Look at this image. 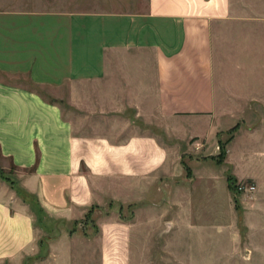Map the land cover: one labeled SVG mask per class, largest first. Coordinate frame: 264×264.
<instances>
[{
	"label": "crops",
	"instance_id": "crops-1",
	"mask_svg": "<svg viewBox=\"0 0 264 264\" xmlns=\"http://www.w3.org/2000/svg\"><path fill=\"white\" fill-rule=\"evenodd\" d=\"M78 1L0 0V166L23 193L0 180V264H180L173 236L198 224L217 236L205 264H264V0ZM147 126L209 153L185 167ZM241 132L246 172L229 163ZM209 162L225 177L199 171ZM227 174L255 188L234 195ZM114 200L130 218L97 212ZM90 209L99 234L83 236ZM155 219L170 237L154 230L146 256L140 225Z\"/></svg>",
	"mask_w": 264,
	"mask_h": 264
},
{
	"label": "rangeland",
	"instance_id": "rangeland-1",
	"mask_svg": "<svg viewBox=\"0 0 264 264\" xmlns=\"http://www.w3.org/2000/svg\"><path fill=\"white\" fill-rule=\"evenodd\" d=\"M68 2H74V1H68ZM144 1L143 0H83V1H78V7L81 10H109V11H125V10H138L141 8L143 5ZM74 7V6H71ZM34 88V87H32ZM39 90V92L42 94H45V96L50 99V95L47 94L45 89H36ZM148 127V126H147ZM152 131L157 134V136L162 139L164 142L167 144H170L175 147L174 149V155L176 157H181L184 166L190 168L191 166H194L195 161H200L201 158L205 157L207 153H209L208 150L202 149L201 147L198 149L196 146L193 144L195 138H189L185 141H181L178 139H175L173 136H168L167 134L163 133L161 130H158V128L153 127H148L147 131ZM196 132L205 134L210 141L211 135H209L207 127L205 125L197 127L195 129ZM246 134L241 132L240 136H238L229 146L230 150V157H229V163L235 164V168L239 172H246L247 169L251 168L250 164H243L241 165L239 161L235 160V155L237 158L239 157L240 153V148L242 147L241 145L243 142H245V136ZM226 138V135L223 136V139ZM214 139V137H213ZM210 145V144H209ZM211 147L214 149V145H211ZM210 165H214V163L209 162ZM203 166L198 168L199 171H207L210 174H215L217 177H222L224 178V172L228 168L227 165L225 166ZM206 167V168H204ZM10 167L7 166L6 169L2 168L0 166V175H4L7 177L9 181H13L16 185L17 182L15 181V172L13 171L14 169H9ZM188 168L186 169V171ZM188 173V172H187ZM0 180L3 182L9 183L8 180L3 179L0 177ZM222 182L226 183L225 180L221 179ZM197 182L194 181V183L191 184L192 190L194 191V202L197 203V208H200L201 205H204L207 199L202 197L200 194L202 189H206L205 185L198 184ZM238 182H244V183H251V182H245V181H238ZM169 183V182H168ZM10 184V183H9ZM222 188L220 181L217 179L215 180L214 183H211L209 189L210 190H220ZM220 202L223 201L222 194H220ZM237 195V194H236ZM146 197H149L148 195H145ZM235 200V199H233ZM234 205H238L237 201H234ZM124 206V207H123ZM202 207V206H201ZM202 210V209H200ZM237 214L241 215L240 211L238 209ZM101 211V212H100ZM99 214H102L103 216L110 215L112 212H115V215L119 220H126L131 217L132 211L131 209H127V207L121 202L118 201H111L108 205H105L103 209H98L97 211ZM147 212L143 213L141 216L146 217ZM168 216V215H167ZM91 214L86 217L84 216L81 220H79L75 224L76 230H79L83 236H95L99 234V229L95 224L93 223V219L91 218ZM158 217V216H157ZM168 218V217H167ZM86 225V228L84 226ZM140 231L143 234L145 241L144 249H145V255L150 256L153 253V250H150V241L152 240V235L153 231L156 230V232H161V236L159 234L156 235L158 238H169V228L166 226L164 222L161 220L155 219L154 222H149V221H143L142 224L140 225ZM173 233V231H172ZM118 234H121L120 232ZM242 237H245L244 231L241 230ZM175 239L173 241V245L169 246L168 250H170L173 254H176L178 256L180 264H202L204 263L203 261L207 259L208 256L212 255H217V250L218 248L216 245L211 244V240L213 239H208V238H215L217 237L215 233L206 231L201 229L199 224L196 226V228L193 229H178L177 235L173 236ZM227 245V242H226ZM143 248V247H142ZM161 247H157V252H161ZM143 249V250H144ZM169 251V252H170ZM205 264V263H204Z\"/></svg>",
	"mask_w": 264,
	"mask_h": 264
},
{
	"label": "trees",
	"instance_id": "trees-1",
	"mask_svg": "<svg viewBox=\"0 0 264 264\" xmlns=\"http://www.w3.org/2000/svg\"><path fill=\"white\" fill-rule=\"evenodd\" d=\"M231 138V135L225 140V141H218L219 143V153L216 157V161L218 163H221L223 161V158L225 156V148H224V144H226ZM0 177H2L3 179H7V177H5L4 175H0ZM227 180V186L229 188V190L236 195L237 193H239V191L236 188V183L238 182L234 176H232L231 174H227L226 177ZM9 181V180H8ZM10 185L16 190V192L20 195H23L22 190L13 182V181H9ZM91 209L86 213V217H88L91 214Z\"/></svg>",
	"mask_w": 264,
	"mask_h": 264
},
{
	"label": "built area",
	"instance_id": "built-area-1",
	"mask_svg": "<svg viewBox=\"0 0 264 264\" xmlns=\"http://www.w3.org/2000/svg\"><path fill=\"white\" fill-rule=\"evenodd\" d=\"M236 188L239 192H251L255 188L253 183L237 182Z\"/></svg>",
	"mask_w": 264,
	"mask_h": 264
}]
</instances>
